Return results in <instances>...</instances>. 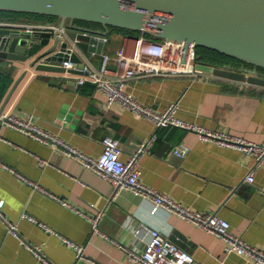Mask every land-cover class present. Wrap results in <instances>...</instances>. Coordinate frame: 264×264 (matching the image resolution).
Returning a JSON list of instances; mask_svg holds the SVG:
<instances>
[{"label": "crops", "instance_id": "0c3cea01", "mask_svg": "<svg viewBox=\"0 0 264 264\" xmlns=\"http://www.w3.org/2000/svg\"><path fill=\"white\" fill-rule=\"evenodd\" d=\"M135 35L110 28L104 52L114 55L122 44L132 46ZM91 57L101 64L102 53ZM197 65V75L143 76L128 81L127 88L159 111L174 103L181 119L263 141L264 85L214 73V67L224 64L197 60ZM76 73L67 77L64 71L0 57L1 113L31 116L42 128L94 156L102 153L106 135L121 141L124 160L155 135L139 156L143 181L194 209L217 212L230 221L234 232L264 247V163L249 183L244 178L253 159L238 148L202 140L179 125H156L120 102L106 106V94L95 83L75 84ZM180 141L190 147L185 156L173 152ZM0 162V264H142L129 259L121 244L142 250L150 228H159L190 251L192 264H256L227 252L219 236L195 222L164 207L153 209L149 196L122 189L111 199L110 181L58 145L1 120ZM61 199L87 213L105 209L100 221L104 234L93 231L91 221ZM65 239L83 245L86 259L77 260L75 248Z\"/></svg>", "mask_w": 264, "mask_h": 264}, {"label": "built area", "instance_id": "2783aa9c", "mask_svg": "<svg viewBox=\"0 0 264 264\" xmlns=\"http://www.w3.org/2000/svg\"><path fill=\"white\" fill-rule=\"evenodd\" d=\"M28 27L53 30L62 37H69L68 29L65 26L61 27L59 22L41 21L28 24ZM95 36L102 38L105 42L108 40L107 35L95 34ZM68 49L70 51L76 49L82 61L76 62L67 59L59 63L66 68L64 75L67 77L72 75V72L67 70L68 68H77L81 71L74 75L76 85L92 81L99 90L106 94V100L104 101L106 106H111L114 102H120L136 114L153 119L156 125H179L197 132L202 140L238 148L246 156L253 159V163L244 179L249 183L254 181L256 169L264 163V140H251L229 131L211 129L202 124L181 119L175 114L176 104L174 103L169 105L166 110L159 111L142 103L127 88L128 81L143 76L197 75L201 73V69L197 65L196 47L191 46L186 58L183 59L184 42L161 38L154 39L142 32L135 35L132 46L124 43L114 55L102 52L103 57L100 65H96L91 57V55L96 54V51L91 50L90 53H88L89 51H84L77 45L76 40H72V44L68 46ZM0 120L44 143L58 145L62 152L72 156L83 166L110 181L113 187L110 195L111 199L116 197L122 189H131L140 195L149 196L153 202V209L164 207L169 211L175 212L179 216L189 219L219 236L224 241L227 252H236L251 259L256 264H264V247L254 245L242 235L234 232L228 219L215 211L203 212L194 209L190 205L175 200L167 193L159 191L143 181L139 166V156L151 145L155 135L142 143L137 151L124 160L121 156L123 152L121 141L111 135H106L103 138V151L100 155L94 156L42 128L33 122L31 116L22 117L15 113H1ZM189 149L190 147L186 142L180 141L174 145L173 152L178 156H185ZM40 160L42 163L47 162L44 158ZM20 176L33 183L31 179L26 178L24 175L20 174ZM61 201L84 214L91 221L93 231L103 233L100 229V221L105 214V209L101 208L94 213H87L76 208L69 201L64 199H61ZM15 228V225L10 223V229L15 232ZM140 231V228L135 229L137 233ZM65 240L75 248L77 260L86 259L83 245L74 243L70 239ZM112 240L118 243L117 239ZM121 246L129 259L142 264H192L195 260L194 255L190 251L159 228H150V238L142 250L124 244H121ZM92 264L100 263L92 261Z\"/></svg>", "mask_w": 264, "mask_h": 264}, {"label": "water", "instance_id": "95a60500", "mask_svg": "<svg viewBox=\"0 0 264 264\" xmlns=\"http://www.w3.org/2000/svg\"><path fill=\"white\" fill-rule=\"evenodd\" d=\"M0 10L55 15L68 29L69 37H62L53 30L28 27L36 21L19 20L15 25L0 19V57L28 61L37 69L65 71L59 62H81L77 50L68 49L72 40L86 52H104L105 41L95 34L107 35L113 26L182 41L183 59L191 46L216 49L253 66L225 63L214 67V73L264 85V71L258 68H264V0H0ZM74 20L101 23L104 29Z\"/></svg>", "mask_w": 264, "mask_h": 264}, {"label": "trees", "instance_id": "16d2710c", "mask_svg": "<svg viewBox=\"0 0 264 264\" xmlns=\"http://www.w3.org/2000/svg\"><path fill=\"white\" fill-rule=\"evenodd\" d=\"M0 18L1 19H12V20H28V21H36V22H45V21H51V22H59L58 16L55 15H47V14H41V13H34V12H26V11H11V10H0ZM76 22L80 25L89 26L92 28H100L103 29L104 26L101 23L93 22V21H84V20H76ZM111 30H119L123 31L125 33H131V34H140L141 31L136 30H129L124 29L120 27H113L110 26ZM146 34V33H145ZM147 36L159 39L158 37L152 36L150 34H146ZM197 60L200 63L204 64H214V65H222L225 63L233 64L236 66L245 65L252 67L253 65L248 64L244 62L243 60H240L236 57H233L231 55H228L226 53H222L216 49H212L205 46H197ZM260 70L264 71V68L258 67ZM87 82V81H86ZM91 82V81H90ZM93 83V82H92Z\"/></svg>", "mask_w": 264, "mask_h": 264}, {"label": "flooded vegetation", "instance_id": "af4514ba", "mask_svg": "<svg viewBox=\"0 0 264 264\" xmlns=\"http://www.w3.org/2000/svg\"><path fill=\"white\" fill-rule=\"evenodd\" d=\"M74 22H76V20H74Z\"/></svg>", "mask_w": 264, "mask_h": 264}]
</instances>
